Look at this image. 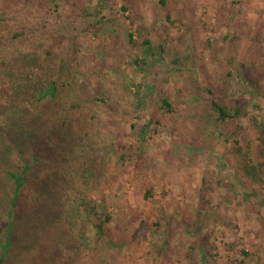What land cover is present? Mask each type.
I'll list each match as a JSON object with an SVG mask.
<instances>
[{
  "label": "rangeland",
  "instance_id": "obj_1",
  "mask_svg": "<svg viewBox=\"0 0 264 264\" xmlns=\"http://www.w3.org/2000/svg\"><path fill=\"white\" fill-rule=\"evenodd\" d=\"M95 4L0 0V27L11 25L24 35L16 49L26 40L35 52H51L64 69L83 62L79 75L94 120L102 122L106 113L91 99L113 92L103 67H120L133 84L124 109L117 103L120 91H114L116 113L103 121L95 143L85 148L69 134L68 159L32 160L37 164L29 172L44 198L32 218L9 215L12 183L18 185L29 172L7 147L6 132L19 125V112L0 104V258L9 257L12 264L55 263V248L72 244L64 227L70 218L80 231V248L72 244L78 252L68 264H248L243 253L260 254L264 261V227L258 220H264V207L235 204L229 185L239 193L247 189L237 183L222 137L197 141L196 122L206 98L192 85L205 87L215 70L223 69L232 75L230 98L264 118V99L253 93L241 67L251 60L264 64V0H105L97 18L83 16L84 8ZM234 36L240 41L227 64ZM85 43L94 52H87ZM4 44L0 41V97L1 85L18 67L16 54L9 60L2 56ZM51 98L40 93L23 108L47 110ZM34 116L29 123L36 122ZM119 147L141 157L137 171L132 165L125 173L116 169ZM74 151L82 154L78 161ZM71 175L75 188L67 203L62 192L69 185L63 180ZM57 206H64L63 215ZM104 216L110 232L101 238L93 226Z\"/></svg>",
  "mask_w": 264,
  "mask_h": 264
},
{
  "label": "trees",
  "instance_id": "obj_2",
  "mask_svg": "<svg viewBox=\"0 0 264 264\" xmlns=\"http://www.w3.org/2000/svg\"><path fill=\"white\" fill-rule=\"evenodd\" d=\"M87 1L89 3L96 1V4L93 7H85L83 16L97 18L105 0ZM246 37L248 38V35ZM23 39L24 35L13 26L10 25L9 30L0 27V41L6 43L3 45L2 56L9 60V55L16 54V59L18 58L17 69L10 73L9 80L1 85L0 104L5 107L15 106L20 118L19 125L8 128L6 132L7 147L10 154L27 165L29 172V169H34L37 164L36 162L31 163L32 160L57 163L59 160L68 159L70 153L66 137L69 134L74 133L73 137L78 139V143H82L85 148H88L91 143H95L97 140L95 133L98 129L103 128V121L110 122L116 113L114 91H120L122 97L117 103L124 109L127 106L126 101L131 95L130 85L133 84L123 74L120 67H103L102 76L105 75L106 79L111 82L109 86L113 88V92L106 91L99 95L100 98L91 99V104H94L99 111L106 113V118L102 122L94 120L95 117L89 115L88 103L83 96L85 81L79 75L83 62L76 61L74 65L64 69L61 62L51 52L45 54L35 52L26 40L16 49L15 46ZM238 41H240L239 36L229 38L231 48L228 47L226 54L227 64L233 62L235 58ZM146 44L149 43L146 42ZM84 49L89 53L94 52L90 43H85ZM241 67L245 70L246 82L253 93L264 99V87L261 86V82L264 81V64H260L257 60H251L247 66ZM231 79L230 73L219 69L215 70L213 77L205 87H200L196 82H192L197 95L206 98V103L196 122L195 136L198 142L205 139L209 143H213L217 137L223 138L224 142L228 144L225 155L234 165L237 183L247 189L239 193L234 186L229 185L235 204L242 207L245 204L254 203L259 209H262L264 207V118L253 115L254 108L242 100L230 98ZM40 93L51 95L50 107L47 110L46 107H43L39 111L25 110L23 105L32 103ZM31 114L35 115L36 122H28ZM241 119L247 120L245 126L238 124ZM248 131L251 133L248 134ZM117 153L115 164L120 173L128 171L130 165L134 172L137 171L141 157L126 151L123 147H119ZM72 154L76 161L82 157L81 153L75 151ZM30 172L23 176L22 182L18 185L12 183L15 192L13 203L9 208L10 218H32L44 200L39 183L31 177ZM73 177V175L64 176L63 180L69 185L65 193L62 192L63 201L67 203L70 202L69 193L71 194L72 186L75 185L72 180H69ZM16 187L18 188L16 189ZM5 204L8 205V202ZM56 211L63 215L65 208L57 206ZM92 213L95 211L92 210ZM257 214L259 215V213ZM258 220L264 227L263 218L259 216ZM110 223L109 217L104 216L93 226L99 237L104 238L110 232ZM64 227L67 235L66 240L79 249L76 242L80 239V231L77 230L74 222L69 218ZM72 244L55 248L53 252L55 263L53 264H68L75 258L78 251L71 248ZM156 251L159 249L156 248ZM187 255L191 256L190 248ZM243 256L248 264H264L260 254L249 256L243 253ZM8 259L9 257L6 259L2 256L0 264H12Z\"/></svg>",
  "mask_w": 264,
  "mask_h": 264
}]
</instances>
